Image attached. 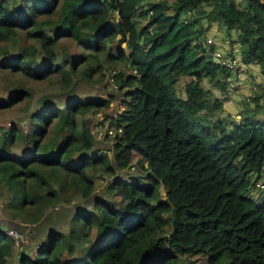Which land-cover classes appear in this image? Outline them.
Segmentation results:
<instances>
[{
    "label": "trees",
    "instance_id": "trees-1",
    "mask_svg": "<svg viewBox=\"0 0 264 264\" xmlns=\"http://www.w3.org/2000/svg\"><path fill=\"white\" fill-rule=\"evenodd\" d=\"M140 8L137 27L132 12ZM201 18L234 32L237 60L264 74V0H0V40L23 33L37 44L0 49L10 54L0 67L32 80L54 76L68 92L61 101L41 97L26 133L0 129L6 206L17 202L19 219L38 224L47 209L92 196L98 171L110 177L106 196L74 208L67 233L50 229L15 264H177L181 254H202L203 264H264V198L247 195L258 180L251 175L264 171V103L254 94L239 117H219L242 65L214 59ZM101 55L120 95L117 113H105L107 125L122 128L111 146L84 115L117 94L80 97L72 82L93 79L95 70L106 79ZM118 63V71L109 66ZM182 75L190 77L184 96L175 92ZM27 95L19 89L0 110ZM252 101L262 118L247 108ZM100 142L105 150L96 154ZM13 245L0 228V264Z\"/></svg>",
    "mask_w": 264,
    "mask_h": 264
},
{
    "label": "rangeland",
    "instance_id": "rangeland-1",
    "mask_svg": "<svg viewBox=\"0 0 264 264\" xmlns=\"http://www.w3.org/2000/svg\"><path fill=\"white\" fill-rule=\"evenodd\" d=\"M12 1V0H7ZM20 0H14V2L19 3ZM208 8V6H205ZM186 19L191 16L190 13H186ZM200 18V16H199ZM132 19L137 27L140 26L141 21L144 19V9L140 8L132 12ZM201 25L203 27V36H202V43L204 45H209L215 43V46L222 47L226 51H230L232 47H238L237 43L234 41L233 44L230 43L229 39L232 37L233 40L235 38V33L232 32V36L228 37L222 31V28L216 25L215 22L207 23L204 18H201ZM201 37V36H200ZM208 39H211V42H208ZM29 44L37 45L33 40L25 36L23 33H20L16 37H11L8 40H0V49L7 48L8 53L15 52L19 47H25ZM121 46H124V43H121ZM215 50V49H214ZM236 54V58L239 60L240 58L237 55V49L231 50ZM5 54L0 52V60L2 59H9L10 54ZM2 54H5L2 56ZM235 58V59H236ZM102 64L104 65L102 71L105 73H109L108 67H105V59L104 56L101 55L100 57ZM241 62V61H240ZM239 67V81L237 82V86L234 90L228 95V99L224 100V110L220 113L219 117L227 118L229 115L239 117L241 112H245L244 99L247 97H252L254 94H257V102L264 103V82H259L258 78L249 73V68L255 70L259 73L258 66L254 63L249 64L251 67H247L246 64L241 63ZM109 66H113L116 71L121 69L122 64H109ZM243 66L247 67L243 70ZM79 69L82 68V65L78 67ZM110 68V67H109ZM112 71V70H111ZM97 70L94 71L93 79L91 80H77L76 77L72 78V82H75V94L77 96H101L103 98H107L108 94L116 93L117 97L111 102V105L104 108H97L95 110H90L84 116L88 117L90 120V125L92 128L97 127L99 130H103L105 124H109L107 120L109 117H105V113L109 115H114L118 111V99L120 97L117 89V84L113 82V84L109 83L107 79H100L97 78ZM80 73V70L78 71ZM107 73V75H108ZM111 75V73L109 74ZM251 80L248 79L249 76ZM112 76V75H111ZM259 78L261 76L257 75ZM107 77V76H106ZM190 79L188 75H182L178 78L175 84V92L180 95L184 96V85ZM262 79V78H261ZM264 81V78L262 79ZM204 81V80H203ZM263 83V84H262ZM204 84L207 85L210 92H215L219 95V92L207 81H204ZM19 89H23L28 91V95L18 100H14L10 106L7 108H3L0 110V129L1 128H10L15 127L18 132L20 131L21 134H24L28 131V122H27V114L29 111H32L35 106L38 105V100L43 97L44 95L50 97V99L54 101H61L62 98L68 93L65 92V88L63 84L57 80L56 77L51 76L48 79L42 80H32L28 79L18 71H12L6 68L0 67V100H8L10 97H14ZM226 94H224L225 96ZM67 96V95H66ZM256 101H252L249 103L251 111L256 115L258 118H262V112L255 110L254 105L257 103ZM79 121L81 117L79 116ZM105 140V139H103ZM105 143L111 146V140L106 138ZM105 143L100 142V149L98 151L105 150ZM26 145V144H25ZM23 147V140L17 139L16 145H13L12 151L15 153H19L21 148ZM112 157V152L108 154ZM139 171V169L131 168L130 171L135 172ZM143 175V171H140ZM123 173L120 175L122 176ZM109 175L104 174L103 172L95 173L93 177L94 182V190L93 195L89 198H82L78 200L79 197L73 199L74 201L65 206L63 202L59 203L57 206L58 208L51 207L40 220V225L37 227H30L28 223H24L22 220L19 219V205H16L15 202L14 206L7 207L6 203L10 201V191L4 184H0V222H1V229L5 230L7 228H14L19 231V229H23L26 225V229H23V238H22V251H26L30 248V251L27 253L29 255H33V245L37 243L39 240L40 243H44L47 239L46 235H41V231L44 233L49 229H57L64 232H67L69 229V222L70 217L72 214V210L74 206H88L91 208V203L97 198L104 197L107 195L106 191V183H108ZM255 184L250 186L247 195L253 198L254 200H261L264 198V171L262 173H257L251 175V181L254 182L257 179ZM260 182L263 184V187H259L256 183ZM161 194L164 193V190L161 189ZM109 193V192H108ZM30 227V228H29ZM29 228V229H28ZM94 235V230L92 231V236ZM41 236V237H40ZM15 245H18L19 242H15ZM13 249V246H12ZM11 249V251H12ZM17 249V248H16ZM15 250V246H14ZM18 250V249H17ZM12 253L7 256L6 264H11L12 262ZM179 261L177 264H186L187 259H190V264H203L205 262V256L202 254H181L179 256ZM10 260V262H9ZM189 264V263H188Z\"/></svg>",
    "mask_w": 264,
    "mask_h": 264
},
{
    "label": "built area",
    "instance_id": "built-area-1",
    "mask_svg": "<svg viewBox=\"0 0 264 264\" xmlns=\"http://www.w3.org/2000/svg\"><path fill=\"white\" fill-rule=\"evenodd\" d=\"M208 42H211V39H208ZM212 43V42H211ZM215 43H212L210 45H214ZM215 46V45H214ZM215 49V50H214ZM212 51V55L214 57L215 60H217L218 62H220L221 64H225L231 68H234L236 66L240 65V62L237 60V58H232L228 52L225 49H223L222 47L219 46H215ZM111 73V75H109ZM113 74H114V70H109V73L106 77L107 81L111 84H113ZM237 84V83H236ZM230 88H232L234 86L233 82H230ZM122 128L121 126L116 127L115 125H107L105 124L103 130H95L94 134L102 139L108 138L112 141V139L119 133H121ZM107 152H109L108 150H106ZM102 152L101 151H96V154H100ZM259 187H263V184L260 182L256 183ZM6 233L13 239V241L15 242H21L22 238H23V232L22 231H18L17 229L14 228H6L5 229Z\"/></svg>",
    "mask_w": 264,
    "mask_h": 264
},
{
    "label": "crops",
    "instance_id": "crops-1",
    "mask_svg": "<svg viewBox=\"0 0 264 264\" xmlns=\"http://www.w3.org/2000/svg\"><path fill=\"white\" fill-rule=\"evenodd\" d=\"M246 66L249 68V67H251L250 65H248V64H246ZM247 67H245V66H243V70L244 69H246ZM259 69V68H258ZM249 73H251V74H253V75H255L257 78H258V81L259 82H264L262 79L264 78V74H261L260 73V71H259V73L258 72H256L255 70H253V69H251V68H249ZM260 75L261 76V78H259L257 75ZM251 75L248 77V79H250L251 80ZM263 84V83H262ZM98 128L97 127H94V128H92L91 130L93 131V132H95V130H97ZM77 198V197H76ZM75 199V198H74ZM80 199H82V198H78V200H80ZM74 200H72L70 203H65L64 205L65 206H68V205H70L72 202H73ZM76 206H74L73 207V210H72V214H71V217H70V219L72 218V216H73V214H74V208H75ZM55 209L56 208H58V206L56 205L55 207H54ZM47 212V211H46ZM45 215V214H44ZM29 224V223H28ZM2 224H1V222H0V226H1ZM29 225H31V228L32 227H37L38 225H40V223H38V224H29ZM69 228H70V222H69ZM29 229V228H28ZM3 230V229H2ZM50 230V229H49ZM49 230H47L45 233L43 232V231H41V235H46L47 234V232L49 231ZM69 230V229H68ZM59 231H61V230H59ZM61 232H64V231H61ZM68 232V231H67ZM67 232H64V233H67ZM41 237V236H40ZM40 242H39V240L37 241V243H35L34 245H33V250L35 249V247L37 246V244H39ZM23 243H19L18 245H15V243H14V245H13V249H12V251H11V255H12V262H11V264H15L16 263V259H17V255H18V253L19 252H26V251H22V245ZM14 246H15V250H14ZM18 250H17V249ZM28 251H30V248L27 250V252ZM9 262H10V260H9Z\"/></svg>",
    "mask_w": 264,
    "mask_h": 264
},
{
    "label": "clouds",
    "instance_id": "clouds-1",
    "mask_svg": "<svg viewBox=\"0 0 264 264\" xmlns=\"http://www.w3.org/2000/svg\"><path fill=\"white\" fill-rule=\"evenodd\" d=\"M103 151H104V150H103ZM108 151H109V150H108ZM106 153H108V154H109V152H107V151H106ZM30 227H31V226H30ZM30 227H29V228H30ZM0 228H1V226H0ZM6 228H7V227H6ZM23 229H26V226H25ZM23 229H19V230H20V231H23ZM3 231L6 233V231H5V230H3ZM6 234H7V233H6ZM7 235H8V234H7ZM20 243H22V241H21Z\"/></svg>",
    "mask_w": 264,
    "mask_h": 264
},
{
    "label": "water",
    "instance_id": "water-1",
    "mask_svg": "<svg viewBox=\"0 0 264 264\" xmlns=\"http://www.w3.org/2000/svg\"><path fill=\"white\" fill-rule=\"evenodd\" d=\"M27 226V225H26Z\"/></svg>",
    "mask_w": 264,
    "mask_h": 264
}]
</instances>
